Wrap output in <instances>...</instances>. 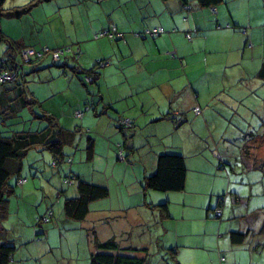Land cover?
<instances>
[{
  "label": "crops",
  "instance_id": "1",
  "mask_svg": "<svg viewBox=\"0 0 264 264\" xmlns=\"http://www.w3.org/2000/svg\"><path fill=\"white\" fill-rule=\"evenodd\" d=\"M189 5V9L183 8L181 0H43L37 2L30 12L18 19L0 18V32L21 48L38 49L42 46L58 47L73 44L81 52L77 64L83 69L91 68L96 60H107L108 65L97 70L99 75L95 84H91L92 87L85 86L80 75L78 78L73 73V62L61 61L56 65V68L60 69L57 71L50 69L53 66L44 60L39 66L43 71L36 73L37 79L43 78L41 75L47 73L48 80L57 77L58 82L64 85L60 91L54 86L45 88L47 96L43 101H47L49 107H46L44 112L55 115L62 128L72 130L79 126L82 134L85 133L83 130L85 127L87 130L92 128L100 133L95 125L101 126L104 131L100 133V143L99 140H93L94 152L101 147L103 150L101 153L110 157L114 151L116 152V145L123 143L125 150L128 149L131 153L129 158L132 157L131 160L134 162L138 158L146 175L154 172L158 154L169 151L182 155L186 166V182L184 191L179 194L183 197L174 200L169 194L153 195L154 200L151 202L167 199L169 204L170 201H175L183 208L197 206L201 210L209 198L207 210L200 220V225L203 223L204 228L208 224L211 227L210 249L215 254L212 258L208 257V264H240L237 256L225 258L222 255H225L222 247L225 246L224 249L227 248L228 251L235 248L238 250V246H242L246 241L244 240L242 244H233L223 237L216 238L212 228L218 225L208 220V206L213 199L214 181L217 178L215 176L224 169L223 166L220 167V163L223 162L225 165L232 160L235 161L233 156L230 157L228 150L222 152L221 146L225 140L223 138L216 140L215 132L222 134L227 132L231 136L235 131L245 134L251 131L262 132L264 129V80L257 76L264 57V0H221L212 8L201 7L196 1L191 0ZM4 22L12 29L11 32L5 30ZM110 25H114L118 31L125 34L124 40L92 39L94 33ZM158 27L165 32L156 37L143 39L137 34L144 28ZM188 34L191 36L190 39L186 37ZM6 50L7 44L0 39V59L7 58ZM24 79L28 81L27 76ZM80 84L85 87L89 96H85ZM13 91H10L11 100L16 97ZM5 93L6 89L0 87V95L3 96ZM92 93L96 94L95 101L99 102L97 111L106 104L110 105L113 113L108 114L112 117L105 114L96 115L93 111L86 112L81 119L74 116V112L82 109L83 103L90 96L94 98ZM32 95L38 102L42 101L33 92ZM10 98L6 96L5 102ZM7 105L8 103L3 106ZM53 107L56 112L50 111ZM196 108L198 114L194 113ZM116 117H126L134 121L136 126L134 130H124L125 139L116 131L114 120ZM261 135L247 139L251 141L240 142L238 148L241 153L242 148L249 149L247 155L241 154L243 158L249 157L248 163H245V171L249 172L244 170L243 172L253 179L252 185L259 183L264 188V175L260 172V166L264 162ZM138 140H143V147L151 149L136 154ZM84 156L80 157V161H84ZM73 169L76 170V167ZM91 171L92 169L89 173ZM252 171L255 173L250 174ZM44 175L47 177V171ZM79 175L86 179L82 174ZM35 183L32 180L21 187H16L14 195L24 199L32 193ZM148 194V191L132 188L131 195L139 196V200L137 204L129 203L126 206L128 215L140 214L145 222L155 225V232L147 236L145 242L133 244L134 234L124 228L125 224L117 220V223H114L115 219L107 218L112 222L111 233L114 234L113 230L115 231V236L111 237L122 248H150L159 241L161 230L164 234L167 232L166 219L155 214L157 209H151L146 205L151 203H147ZM199 196L206 198L200 203ZM102 200L91 203L90 208L97 205L101 206L100 209L103 211L112 212L123 209L119 208L118 204L114 210L106 209L103 203H99ZM53 201L54 199H48L47 203H54ZM159 203L161 202L154 204ZM90 210L85 221L93 217V211H96L92 208ZM234 211L237 212L232 211V216L242 215L240 209ZM58 214V220L63 226H73L70 221ZM153 214L154 218L151 217L149 220L147 216ZM113 217L117 218L115 215ZM225 222L219 225V231L222 225L225 226L226 232L239 230L232 228L231 221ZM32 223L33 220L30 219L24 222L23 226L18 225L20 234L16 239L21 248L35 241L33 246L36 254L32 257L40 259L42 253L49 254L52 248L44 238L32 237L31 241L22 243L26 240L22 234L31 229ZM123 230L126 232L122 233ZM190 233L191 228L186 233L174 235L170 243L179 242L181 243L179 247L194 249L198 242L207 240L205 237H192ZM75 236L77 235H74L75 243L77 241L87 243L84 251L89 254L93 249V242L87 239L82 241L81 237ZM71 237L73 236H59V239L67 243ZM187 241H191L193 246L187 244ZM258 243L263 250L264 241ZM222 244L223 246H220ZM67 245L76 248L75 245L72 246L73 244ZM199 247L201 244L196 249H201ZM16 256L18 255L14 254L10 264H22V261L27 260ZM191 256V251L176 250L174 257L179 264H183ZM219 257L220 259L224 257L225 261L219 263Z\"/></svg>",
  "mask_w": 264,
  "mask_h": 264
},
{
  "label": "rangeland",
  "instance_id": "2",
  "mask_svg": "<svg viewBox=\"0 0 264 264\" xmlns=\"http://www.w3.org/2000/svg\"><path fill=\"white\" fill-rule=\"evenodd\" d=\"M35 0H3L2 4L4 8H12L13 6H22L21 4L27 5L29 3H34ZM44 6V5H43ZM45 7V6H44ZM7 22L3 23V27L5 30L10 31L9 27L6 26ZM23 25V23L21 24ZM40 49V48H38ZM76 49V47H71V51L73 52ZM45 61H48L50 66H53L50 69L59 71V68H56L57 66L54 64H51L50 58H45ZM44 61V59L42 60ZM43 71V70H38ZM37 71L36 72H30L27 77L28 81L25 84L26 92L29 96H32V92L35 94L36 97H39L40 102L36 104V106H33V108H24L21 110L17 117H7L5 119V123L3 122L0 124V132L5 133L8 131L9 128H13V130H32L37 131L40 129H43L46 125L45 120L42 119H36L34 118L33 114L41 115L43 113V110L46 109V107H49L47 104V101H43L47 96L46 87H58V90L64 88V85L58 82V78H54V80H48V74H42L43 78L37 79ZM45 73V72H44ZM39 74V73H38ZM91 86L92 85H88ZM80 87L84 89L85 96H89V94L86 93L85 87L80 84ZM93 94V93H92ZM83 106V105H82ZM50 111L56 112L55 108L53 107V110L50 109ZM101 125V124H100ZM98 130H100V133L104 130H102L101 126L95 125ZM85 135H83V140L81 142V146L77 151V156L74 159V165L76 167L75 169H72L74 167H70V171L73 174H82L85 180L88 182H92L94 184L101 183L104 184V186L108 189L109 194L106 198H104L101 202L103 203L104 208H110V210H114L116 208V204H118L120 209L119 211H103L100 209L101 206H91L93 210V214L89 219L83 222H77L72 223L73 228L70 230V232L66 228L58 227V213L59 211L58 206L62 204L65 198H68L70 196H76V190H75V183L69 186H65L61 182L62 176H68V167L65 164L61 165V167H65L64 170L61 169L59 172H56V169L50 168V164L52 161H50V156L44 154L45 158L40 159L42 156V152H37V150L32 149L26 158L24 159V172L26 173L29 167H37V165L41 166V169L44 167V169L47 171V177L44 178L41 177L40 174L36 179H33L36 183L35 186L32 187V193H29L27 197L22 199L20 196H16L14 194H11V196H7L8 200V212L7 215L3 221L4 227L7 229V236H10L14 240V245L16 247V257L19 259L21 258L22 264H89V254L85 253L84 249L87 247V243L84 240H88L90 242H93V239L97 241H106L111 236H115V231L113 230L114 234L111 233V223L107 218L115 219L113 222H121L125 224V229L129 232H132L131 234H134V240L133 244H141L142 241L145 242L147 239V236H150V234L154 233L156 228L155 225L149 222H145V219L140 215H134L129 214L126 206L131 204H137L139 200V196L135 195L132 196V188L133 189H140L143 191L144 189V177L146 174L143 172V165H140L138 158L134 161L129 158L130 151L125 150L126 158L127 160H119L117 151L113 152V155L110 157H107L106 154L101 153L103 150H101V147L97 148V152H94L93 159L90 162L80 161V157L78 156H84V146H85V137L88 136L92 138L93 140H99L100 133L94 129L87 130V127L84 129ZM119 135L120 131L116 130ZM230 136L229 133L225 132L222 134V132H215V139H224L225 141L222 142L221 150L223 152L227 151L230 153V157L233 156L235 161L232 160L231 163H227L223 165V162L220 163V166L224 169H222V172L217 176H215V186L213 191V199L210 202V207L215 206L218 202H221L222 209H223V219L222 223H219L218 220L213 218V211H209V221L217 223L218 226H214L212 229L215 231L216 238L220 239L223 237L226 241L229 240V231L226 233L225 226L222 225L220 231H219V225L225 224V221H231L232 228L239 229L241 232L248 233L245 237L246 243H244L242 246H238L234 250L228 251L225 246H223L222 249L225 252V258H228L229 256L240 259V264H264V249L262 250L258 242L261 240L264 241V232L260 233L262 225H263V217H264V188L261 187V185L258 183V185H252L253 179H251L248 175H246L243 170L245 171V163H248L247 158H243L241 156V153L238 144L240 143V139L242 136V133L235 131L231 133ZM122 139V137H121ZM228 140V144H226V141ZM234 141H237V143H234ZM101 140H99V143ZM139 145L137 148V153L149 151L151 148L143 147L142 144H144L143 140L137 141ZM142 142V143H141ZM232 144H229L231 143ZM224 147V149H223ZM117 150V148H115ZM71 154H75L74 152L69 151ZM127 154H129L127 156ZM218 153H216L217 155ZM244 155V153H243ZM40 156V157H38ZM245 156V155H244ZM264 159V158H262ZM264 161V160H262ZM33 164V165H32ZM126 165V166H123ZM128 165V166H127ZM88 169V171H87ZM92 169L91 173H89V170ZM77 171L78 173H75ZM80 171V172H79ZM88 172V173H87ZM245 172H249L246 170ZM261 173L264 175V167L261 168ZM255 173V172H250ZM29 174V173H28ZM26 173V175L32 179L29 175ZM71 176V175H70ZM253 177V176H252ZM48 178V179H47ZM257 180V178H254ZM29 180V181H30ZM15 181V179H14ZM11 180V182H14ZM264 185V182H263ZM254 186L251 189V187ZM19 187V186H17ZM16 188V185L14 186ZM28 188V186L26 187ZM35 190V191H34ZM59 191H63V193H60ZM45 193V194H44ZM148 200L147 203L151 202V200H154L153 195L158 196H164L168 195L167 193L163 192H156V191H148ZM35 194V195H34ZM56 194V199L53 201V209H54V215L51 221L47 224H40L34 229L31 227L29 231H26L25 234H22V236L26 239L25 241H22V243H26L27 241H31L32 237H35V232L37 235V238H44L45 242L47 239V244L52 248L51 252L49 254H43L40 256V259H34L32 257L36 254L35 252V246L33 242L24 245L22 248L19 246L20 243L16 239L18 234H20V229H18V225L23 226V223L32 219L34 220L35 217H37L38 212L45 211V208L47 207V200L48 199H54ZM60 195V198L57 199V195ZM209 194V193H206ZM42 195L44 196L42 198ZM176 195V196H174ZM169 196L171 199L174 200H180L181 194L176 193H169ZM210 196V195H209ZM142 194V199H143ZM205 196L202 198V196L198 197L199 202L201 203L204 201ZM235 198H238L239 201L235 202ZM209 198L206 200L204 206L202 209H198L199 207L193 206L188 208H183L178 202L170 201L171 204L168 205V215L169 218L166 219V225L167 232L164 234L163 230L159 233L160 235V241L161 244L163 243V248H174L176 250L180 251H191L192 256L190 259L186 260L183 264H208L209 258H212V255L215 254L213 250L210 249L212 246L210 233H211V227H209L210 224L206 226V228L203 227V223L201 224V216H204V213L207 210ZM10 202V203H9ZM162 202V201H157ZM157 202H151L149 203L151 206L155 205L154 203ZM187 202H190L187 200ZM10 204V206H9ZM102 205V204H100ZM224 205V206H223ZM111 206V207H110ZM123 206V207H121ZM209 207V206H208ZM90 208V209H91ZM151 208V207H149ZM240 209L242 211V215L236 214L235 216L231 215V212H237L234 211V209ZM139 209V208H138ZM153 209V208H151ZM156 209V208H155ZM191 209V210H190ZM233 209V210H231ZM38 211V212H37ZM155 213L158 217H161V213L159 209L156 210ZM208 212V211H207ZM97 215V217H96ZM117 216V218L113 216ZM119 216V217H118ZM148 219L150 220L151 217L154 218L153 215H148ZM230 219V220H229ZM117 220V222H116ZM159 220V219H158ZM190 224V227H189ZM227 224H229L227 222ZM60 225V224H59ZM230 225V224H229ZM230 225V226H231ZM61 226V225H60ZM63 226V225H62ZM191 228V236L195 238H203L205 237L207 240L204 242H198V245L201 244V249L198 248V245L196 248H186V247H179L181 246V243H175L172 244L170 242L173 241L174 235L186 233ZM35 230V231H33ZM126 230H123L122 233H125ZM33 231V232H32ZM201 232V233H200ZM200 235L198 236V234ZM74 235H77L75 237H81L82 242L77 241V243L74 242ZM59 236L65 237V236H73L71 237L67 243L73 244L76 246V248H70L67 243L61 242V239H59ZM201 241V240H199ZM195 242V241H193ZM187 244H192L191 241H187ZM206 244V245H202ZM221 244V243H220ZM264 244V243H263ZM131 245V244H130ZM157 244L156 242L148 248L147 252V264H175L174 262H171L170 253L167 250H163L161 246ZM193 246V244L191 245ZM209 246V247H208ZM257 246V248H255ZM41 253V250H39ZM235 258V257H234ZM220 259V257H219ZM218 259L219 263H222ZM262 261V262H261ZM261 262V263H260Z\"/></svg>",
  "mask_w": 264,
  "mask_h": 264
},
{
  "label": "trees",
  "instance_id": "3",
  "mask_svg": "<svg viewBox=\"0 0 264 264\" xmlns=\"http://www.w3.org/2000/svg\"><path fill=\"white\" fill-rule=\"evenodd\" d=\"M3 0H0V18L4 19H18L25 15L27 12H30L32 7L36 3H40L43 0H35L34 3H29L22 6H13L12 8H4L2 4ZM167 1V0H163ZM191 0H181L183 8L189 9ZM201 7H214L221 0H193ZM160 28V27H158ZM153 28V29H158ZM153 29L144 28L141 32L137 33L138 36L145 39L146 37H156L160 34H163L165 31L157 34L146 33V30L152 31ZM101 34H103L101 36ZM125 34L116 29L114 25H110L107 28H103L97 33H94L92 36L93 40L99 39H108L110 41H119L124 40ZM188 39L191 38L190 34L186 35ZM0 39L7 44V50L5 51L6 59H0V75H9L12 78L6 81H0V87L6 89V93L2 96L0 95V123H5L7 117H17L18 113L24 108H33L38 104V101L33 96L27 94L24 77H26L30 72H36L40 69L39 67L42 64V60L45 58H50L51 64L57 65L61 61H71L74 63L72 67L73 73L84 83L85 86L95 84V81L98 78L99 73L98 69L108 65L107 60H96L94 65L89 69L81 68L77 63L80 57L81 52L76 47L72 52L71 47H75L73 44L62 45L58 47H47L42 46L40 49H35L31 47H19V45L8 39L6 36L2 35L0 32ZM21 48V49H20ZM19 49V50H18ZM33 50L34 55L31 56L27 61L25 60L23 53L25 50ZM54 53H57V57H54ZM28 69V71H26ZM257 76L264 80V57L261 61ZM11 90L16 96L11 100L10 96ZM8 96L10 99L5 102L4 99ZM94 98L91 96L83 103L82 109L74 112V116L78 119H81L84 114L88 111H93L96 115L105 114L108 117L112 112L110 105H104L101 107L100 111H97V106L99 102L95 101L96 94H93ZM8 103V107H4ZM113 113V112H112ZM195 113V112H194ZM34 118L45 120L46 125L43 129L32 131V130H13L9 128L5 133L0 132V264H10L14 254H16V247L14 245V240L7 236V229L2 224L7 212H8V200L7 196L14 194V186L16 185L21 187L30 178L26 173L33 179H36L38 175L46 178L44 172L46 171L44 167L41 169L40 165L37 167H29L27 172L24 171V159L28 153L35 149L37 152H42L40 159L45 158L44 154L50 156V168L56 169V172H59L61 169L64 170L61 165H66L68 167V176H62L61 182L65 186L72 185L75 183L76 196H70L65 198L60 206H58L60 213L66 220L77 223L85 221L87 215L90 213L91 203L104 199L108 196V189L101 184H94L88 182L81 178L78 174H73L70 171V167H74V159L76 158L77 151L79 149L80 140H82L85 133L80 132V127L72 130L62 128L58 124V118L49 113H43L41 115L33 114ZM112 117V116H111ZM116 128L122 134L124 139L126 135L124 130L130 129V131L135 129L134 121L126 117H116L115 119ZM127 120V124L123 121ZM263 133V134H262ZM241 134V133H240ZM262 134V135H261ZM255 135H261L263 138L262 142L264 144V129L258 131H251L249 133H242L240 142H244L247 139L253 138ZM248 137V138H247ZM251 141V140H247ZM237 142V141H236ZM117 154L119 160H127L125 155V145L123 143H118L116 145ZM128 150V149H127ZM248 148H242L244 155L248 154ZM69 151L74 152L71 154ZM84 161L90 162L93 159L94 155V144L93 139L86 136L85 137V146H84ZM79 157L80 154L78 155ZM43 160V159H42ZM33 165V164H32ZM264 167V162L260 166V170ZM221 167V166H220ZM73 169V168H72ZM259 169V168H258ZM71 175V176H70ZM15 179V181H14ZM48 179V178H47ZM13 180L14 182H11ZM186 182V166L184 157L180 154L172 153L169 151L163 152L157 155L156 158V168L153 173L146 175L144 177V189L143 192L149 190L163 193H179L184 191ZM254 183V181L252 182ZM63 193V191H59ZM44 197V196H43ZM42 197V198H43ZM60 198V195H57V199ZM56 199V194L54 200ZM221 199H218V201ZM213 207H208L209 211H213V218L218 220L219 223H222L223 209L221 202H218ZM239 199L235 198V202H238ZM54 203H47L45 211L38 212L37 217L34 218L31 227L34 229L38 225L47 224L51 221L54 215L53 209ZM151 208L159 209L162 219H168V201L163 200L157 205L151 206L146 204ZM224 206V205H223ZM239 209V208H238ZM59 215V214H58ZM61 226H60V225ZM63 223L58 220V227L66 228L62 226ZM68 231L72 230L73 226H67ZM35 231V230H33ZM264 232V217L263 225L260 233ZM227 233V232H226ZM229 240L233 244H242L245 240V237L248 233L241 232V230H229ZM35 238H37L35 232ZM42 238V237H41ZM39 239V238H38ZM93 249L89 253V264H147V255L148 248L138 249L136 247H125L122 248L119 243L114 239L110 238L106 241H97L93 239ZM156 244H159L163 250H167L170 253L171 262L179 264V262L174 257L176 250L174 248L164 249L162 247L161 241H157ZM158 245V246H159ZM221 262H224V257H221Z\"/></svg>",
  "mask_w": 264,
  "mask_h": 264
},
{
  "label": "built area",
  "instance_id": "4",
  "mask_svg": "<svg viewBox=\"0 0 264 264\" xmlns=\"http://www.w3.org/2000/svg\"><path fill=\"white\" fill-rule=\"evenodd\" d=\"M162 31H163L162 28H158V29H153L152 31L146 30L145 32L146 33H150V34H157V33H161ZM102 35L103 34H101V36ZM33 55H34V52H33V50H30V49L25 50L24 53H23V56H24L26 61ZM54 57H57V53H54ZM11 78L12 77L9 76V75H5V74L0 75V81L10 80ZM194 112H195V114L199 113L197 108L194 109ZM123 123L127 124L128 122H127V120H125V121H123Z\"/></svg>",
  "mask_w": 264,
  "mask_h": 264
}]
</instances>
